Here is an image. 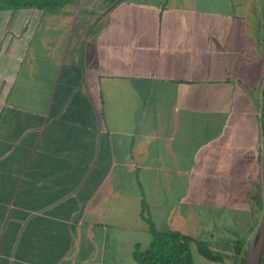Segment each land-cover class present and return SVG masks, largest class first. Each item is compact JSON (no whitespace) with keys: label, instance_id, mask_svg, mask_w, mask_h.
I'll use <instances>...</instances> for the list:
<instances>
[{"label":"crops","instance_id":"obj_1","mask_svg":"<svg viewBox=\"0 0 264 264\" xmlns=\"http://www.w3.org/2000/svg\"><path fill=\"white\" fill-rule=\"evenodd\" d=\"M263 36L264 0L0 9V264H141L153 230L250 244Z\"/></svg>","mask_w":264,"mask_h":264},{"label":"trees","instance_id":"obj_2","mask_svg":"<svg viewBox=\"0 0 264 264\" xmlns=\"http://www.w3.org/2000/svg\"><path fill=\"white\" fill-rule=\"evenodd\" d=\"M56 4L57 0H0V9L23 7L49 8ZM262 99L264 111V80ZM194 244L205 258L212 261H224V254L212 250L208 243L192 235L175 230H153V240L150 247L146 250L137 251L136 258L141 264H194V256L192 254V246ZM235 249L237 253L244 254L242 264H245L248 255V246H237ZM261 264H264V253Z\"/></svg>","mask_w":264,"mask_h":264},{"label":"water","instance_id":"obj_3","mask_svg":"<svg viewBox=\"0 0 264 264\" xmlns=\"http://www.w3.org/2000/svg\"><path fill=\"white\" fill-rule=\"evenodd\" d=\"M262 180H263V201H264V152H263V167H262ZM264 253V208L261 222L257 231L249 244L248 255L245 264H261Z\"/></svg>","mask_w":264,"mask_h":264},{"label":"rangeland","instance_id":"obj_4","mask_svg":"<svg viewBox=\"0 0 264 264\" xmlns=\"http://www.w3.org/2000/svg\"><path fill=\"white\" fill-rule=\"evenodd\" d=\"M259 107H260V105H259ZM260 108H261L262 113H263L264 112L263 111V105ZM263 152H264V148H263ZM249 238H250V233H241V234H239V236H237V239H239V241L231 243L232 247L234 249L233 248H224V250L220 249V250H214V251L224 254V256L226 257L225 258L226 261L231 260V261H234L236 264H242L244 254L237 253L235 247H237V246H248V250H249V244H247L249 242ZM222 245H225V244L222 243ZM235 252H236V254L234 255ZM192 254L194 257L198 258V250H197L196 245L192 246Z\"/></svg>","mask_w":264,"mask_h":264}]
</instances>
